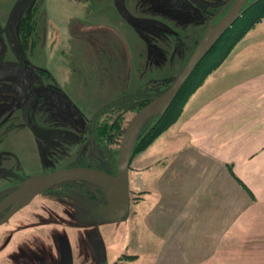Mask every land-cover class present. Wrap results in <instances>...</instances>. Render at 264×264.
Instances as JSON below:
<instances>
[{
    "label": "rangeland",
    "instance_id": "374dc122",
    "mask_svg": "<svg viewBox=\"0 0 264 264\" xmlns=\"http://www.w3.org/2000/svg\"><path fill=\"white\" fill-rule=\"evenodd\" d=\"M226 1L0 0V82L8 88L0 98L10 100L16 93L6 69L15 64L17 52L24 58L25 66L45 68L52 76L46 78V83L62 91V102L69 100L59 103L57 99L56 105L46 98V121L57 120V127L70 134L75 132L76 136L39 144L24 129L11 130L1 151L7 154L2 161L9 170L1 178L6 185L3 189L0 185V197L19 180L43 173V168L58 171L78 162L76 165L109 169L108 152L101 151L88 137L89 124L97 110L125 93L167 87L169 82L155 83L176 78ZM34 7L43 43L39 49L35 47L34 53H27L18 24ZM258 48L260 45L253 50ZM232 54L230 63L245 61V49H236ZM74 120L78 125L72 123ZM153 143L138 151L131 162V208L125 217L116 221L104 216L107 193L101 183L63 184L55 190L57 204L40 197L35 201L37 208H22V215H18L22 219L28 216L27 212L38 209V214L20 219L22 230L10 222V232L13 228L20 232L17 235L13 231L15 247L8 240L11 225L0 226V264H61L69 247L73 264H101L100 241L104 244L106 264H151L149 253L138 250L134 242H159L151 236V227L165 240V215L182 206L177 202L180 197L166 194L164 184L149 185L155 174L158 173L156 178L162 176L176 157L167 156L164 148H151ZM158 191L167 210L162 217L147 218L140 207L148 209V196ZM158 264L169 262L160 260Z\"/></svg>",
    "mask_w": 264,
    "mask_h": 264
},
{
    "label": "crops",
    "instance_id": "0c3cea01",
    "mask_svg": "<svg viewBox=\"0 0 264 264\" xmlns=\"http://www.w3.org/2000/svg\"><path fill=\"white\" fill-rule=\"evenodd\" d=\"M241 48L245 61L230 63ZM156 146L176 157L163 170L164 180L156 173L149 185L164 184L182 206L165 215V240L151 227L159 242H134L136 248L149 253L151 264H264V20L237 43ZM162 197L150 194L141 212L162 217Z\"/></svg>",
    "mask_w": 264,
    "mask_h": 264
},
{
    "label": "water",
    "instance_id": "95a60500",
    "mask_svg": "<svg viewBox=\"0 0 264 264\" xmlns=\"http://www.w3.org/2000/svg\"><path fill=\"white\" fill-rule=\"evenodd\" d=\"M249 0H227L220 12L208 24L203 37L200 39L194 52L187 63L176 76L172 85L160 96L146 104L131 119L125 130L120 146V162L116 175L103 170L77 167L57 171L47 176H38L25 180L13 193L0 202V214L9 206L26 202L45 188L68 181L93 180L101 183L108 191L107 205L105 206L104 216H111L114 220H120L130 211L131 191H130V167L133 159L134 146L138 134L145 122L157 112L165 113L176 99L184 85L192 76L196 68L205 57L218 44L229 29L246 11L245 4ZM41 92L57 95L55 90L42 87L31 91L23 105V117L35 135L40 137H63L67 131L56 128H40L34 125L29 117V105L33 98ZM38 181L36 186L33 182ZM2 221H0L1 223ZM103 258H106L104 247L102 248ZM71 248L62 257V264H73Z\"/></svg>",
    "mask_w": 264,
    "mask_h": 264
},
{
    "label": "trees",
    "instance_id": "16d2710c",
    "mask_svg": "<svg viewBox=\"0 0 264 264\" xmlns=\"http://www.w3.org/2000/svg\"><path fill=\"white\" fill-rule=\"evenodd\" d=\"M244 8L246 11L196 68L167 111L165 113L157 112L142 126L134 146L133 157L138 151L150 146L159 136L178 122L187 103L207 78L225 62L245 34L264 20V0H250ZM36 16L37 9L34 7L31 12L26 13L20 19L18 24L21 42L26 49L28 46L26 38L34 32L37 24ZM174 80L175 78L172 80L169 78L165 82L157 81L155 85L169 82L167 87H162L159 90H137L125 93L97 110L91 127L93 143L101 151L108 152L109 156V164L107 165L109 169H101L111 174H117L120 162V146L127 125L141 108L164 93ZM127 257L136 258V256Z\"/></svg>",
    "mask_w": 264,
    "mask_h": 264
},
{
    "label": "flooded vegetation",
    "instance_id": "af4514ba",
    "mask_svg": "<svg viewBox=\"0 0 264 264\" xmlns=\"http://www.w3.org/2000/svg\"><path fill=\"white\" fill-rule=\"evenodd\" d=\"M247 3L245 4V6L247 5ZM31 11H29V12H31ZM26 39L28 41L27 42L28 46H27V49L25 47H24V49L27 50L26 51L27 53H34L35 47H38L37 49H39V46L43 43V35L41 34V28L38 24L35 25L34 32L31 35H29ZM31 50H33V51L31 52ZM14 55H15V57H14L13 61H16V62L13 66L7 68L6 71H8L7 75H8L9 84H11L12 88L14 90H16V93H13V96H11L10 100L0 98V179L4 178L3 176L6 175L5 172L9 170V169L7 170V168H9V167L4 165V163L2 161L7 156V154L2 153L1 151L4 150V148H2V145L6 142L7 136L9 135L8 133H10L11 130H13L15 128L24 129L25 133L29 132L32 136H34V138L38 141L39 144H41V143L47 144L50 140L59 138V137H40L38 135H35L33 133V131L30 129V127L27 125V123L25 122V119L23 117V105H24V101H25L27 95L31 91L42 88V87H47V88L55 90L57 92V95H51L49 93L41 92V93H38L33 98V100L31 101V103L29 105L28 110H29V117H30L31 121L34 123V125L37 127H40V128L63 129V130H66L68 132L66 136H71L73 139L76 138L75 132L71 131V134H70V132L67 129L57 127V120L56 121L50 120V122H48V121H46V119L43 115V113H44L43 106H44V101L46 100V98H48L50 100H54L56 105H57V99L59 100V103H65L66 101H69L68 99H66V100H64V102H62V99L65 98L63 96L62 91L58 90L57 88L46 83V78H50L52 76H50L47 73V71L45 70V68H43V67L25 66L24 65L25 64L24 58L22 56H20L17 52L16 53L14 52ZM11 56H12V52H11ZM19 72H22V74L20 75ZM16 77H19V80H16L15 79ZM2 84H4V83L0 82V89H1L0 90V96L6 95V93L8 92V88L2 87ZM6 89H7V91L5 92ZM4 101H9V103H5ZM92 122H93V119L91 120V122L89 124L88 137H92V132H91ZM72 123L74 125H78L77 120H74ZM77 163L78 162H76L73 165H69L68 167H66L62 170L77 168V167H89V168L103 170L101 168H96V167H92L89 165H76ZM10 168H12V167H10ZM58 171H60V170H58ZM103 171H105V170H103ZM42 172L43 173L31 175V176H29L23 180H19L18 183L16 182V184L13 187H11L9 190L4 192L2 197H0V202L3 199H5L7 196H9L11 193H13L25 180H27L29 178H33V177L47 176V175L53 174V173L57 172V169L53 168L51 171H49V170H46L43 168ZM113 175H116V174H113ZM4 180L5 179L0 180V185H1L2 189L4 188V185H6V183L3 182ZM90 181H93V180L68 181V182L49 186V187L45 188L44 190H42L41 192H39L38 194H36L35 196H33L32 199H30L29 201L13 204V205L9 206L7 209H5L3 212H1L0 221H2V222L0 223V226L1 225H11L10 222H13L14 226L17 225V228H15V229H19L18 226L22 220L29 219L31 214L34 212L36 214H38V209H37V210H33L34 212H32V211L27 212L28 216L23 218V219L21 218V216L18 217V215L22 213L21 211L25 208H28V209L37 208L38 206L35 205V201L38 198L43 197V198L48 199L49 201H55L56 202L55 204H57V194H56L57 192L55 190L58 186H61L63 184L72 183V182H81L82 183V182H90ZM32 184H33V186H36L38 184V181H35ZM103 187H104V185H103ZM52 189L54 192H48V191H51ZM104 189L107 193V200H108V191L105 187H104ZM106 205H107V202H106L105 206ZM102 218L104 219V216ZM20 219H21V221H20ZM23 226H19L21 228V230L24 228ZM28 226H29V224H28ZM11 228H12V225L8 229V231L10 233V237L8 240H9V244H11L13 247H15L17 243L15 244L14 234L18 235V233H20V232H17L14 228L10 232ZM13 231H14V234H13ZM23 235H29V234L24 233ZM103 247H104V244H103V242L100 241L98 244L99 260H100L101 264H106L107 258H103V253H102ZM64 255H65V253H64ZM71 257H72V261H73V256L71 255ZM45 264H47V263H45ZM61 264H62V260H61Z\"/></svg>",
    "mask_w": 264,
    "mask_h": 264
}]
</instances>
